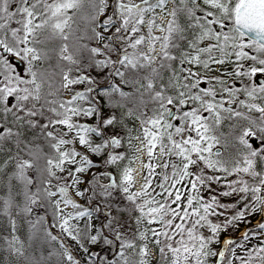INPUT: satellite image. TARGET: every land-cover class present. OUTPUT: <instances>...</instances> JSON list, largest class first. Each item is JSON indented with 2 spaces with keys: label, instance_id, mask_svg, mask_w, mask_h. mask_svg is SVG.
<instances>
[{
  "label": "snow or ice",
  "instance_id": "1",
  "mask_svg": "<svg viewBox=\"0 0 264 264\" xmlns=\"http://www.w3.org/2000/svg\"><path fill=\"white\" fill-rule=\"evenodd\" d=\"M258 73L264 0H0V264H264Z\"/></svg>",
  "mask_w": 264,
  "mask_h": 264
},
{
  "label": "rangeland",
  "instance_id": "2",
  "mask_svg": "<svg viewBox=\"0 0 264 264\" xmlns=\"http://www.w3.org/2000/svg\"><path fill=\"white\" fill-rule=\"evenodd\" d=\"M255 80L257 83H259L261 80H264V74H257V76L255 77ZM10 103H11V100H10ZM256 221H253V223H255ZM242 230V229H241ZM240 233L237 232V235H239Z\"/></svg>",
  "mask_w": 264,
  "mask_h": 264
},
{
  "label": "water",
  "instance_id": "3",
  "mask_svg": "<svg viewBox=\"0 0 264 264\" xmlns=\"http://www.w3.org/2000/svg\"><path fill=\"white\" fill-rule=\"evenodd\" d=\"M13 63L19 65V61H17V60H13ZM22 68H23V66L20 65L18 70L22 71Z\"/></svg>",
  "mask_w": 264,
  "mask_h": 264
},
{
  "label": "trees",
  "instance_id": "4",
  "mask_svg": "<svg viewBox=\"0 0 264 264\" xmlns=\"http://www.w3.org/2000/svg\"><path fill=\"white\" fill-rule=\"evenodd\" d=\"M253 221H255V220H253ZM255 223H253V225H254ZM236 235H237V233H236ZM238 236V235H237Z\"/></svg>",
  "mask_w": 264,
  "mask_h": 264
}]
</instances>
